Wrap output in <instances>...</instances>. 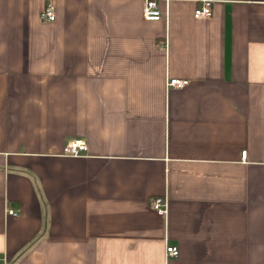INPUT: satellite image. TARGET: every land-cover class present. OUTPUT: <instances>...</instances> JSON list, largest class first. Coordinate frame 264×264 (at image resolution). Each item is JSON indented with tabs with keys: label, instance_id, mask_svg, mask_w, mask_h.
<instances>
[{
	"label": "crops",
	"instance_id": "0c3cea01",
	"mask_svg": "<svg viewBox=\"0 0 264 264\" xmlns=\"http://www.w3.org/2000/svg\"><path fill=\"white\" fill-rule=\"evenodd\" d=\"M201 1L0 0V264H264V0Z\"/></svg>",
	"mask_w": 264,
	"mask_h": 264
},
{
	"label": "built area",
	"instance_id": "2783aa9c",
	"mask_svg": "<svg viewBox=\"0 0 264 264\" xmlns=\"http://www.w3.org/2000/svg\"><path fill=\"white\" fill-rule=\"evenodd\" d=\"M142 18L146 21H158L162 17V12L160 10L158 0H142L141 7ZM195 18H209L212 15V0H202L201 4L194 10L193 13ZM40 20L44 22H52L55 20V10L51 3H47L39 14ZM186 79L169 78L166 82L167 87L174 89H181L188 84ZM87 146L82 139H70L67 141L63 148V154L66 156H79L86 152ZM246 152H242V159H245ZM151 208L160 213L166 214L168 201L166 196H157L153 198L150 202ZM7 213L10 215H17L12 209H8ZM166 256L167 257H177L179 254L178 247L175 245L166 246Z\"/></svg>",
	"mask_w": 264,
	"mask_h": 264
}]
</instances>
